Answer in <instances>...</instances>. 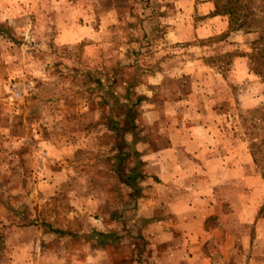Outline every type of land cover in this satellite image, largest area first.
Here are the masks:
<instances>
[{"label":"rangeland","instance_id":"1","mask_svg":"<svg viewBox=\"0 0 264 264\" xmlns=\"http://www.w3.org/2000/svg\"><path fill=\"white\" fill-rule=\"evenodd\" d=\"M214 10L213 0H0V250L7 227L43 225L39 264H130L132 212L153 191L143 156L170 138L196 136L263 175L259 33ZM249 202L235 264H250L246 254L264 264V193ZM22 249L32 258L13 261L37 264L36 244Z\"/></svg>","mask_w":264,"mask_h":264},{"label":"crops","instance_id":"2","mask_svg":"<svg viewBox=\"0 0 264 264\" xmlns=\"http://www.w3.org/2000/svg\"><path fill=\"white\" fill-rule=\"evenodd\" d=\"M185 130L181 124L179 132ZM208 148L205 140L196 136L184 140L170 138L164 147L149 150L143 156L148 161V183L153 191L151 197L140 199L132 212L130 226L135 236L131 237L134 253L130 264H223L215 261L216 251L221 260L232 258L230 264H235L236 247H249L250 238L244 234V226L254 220L250 221L252 215L244 216L239 211L245 213L252 207L248 201H253L254 195H263V177L249 174L245 166L231 163L229 158L225 160ZM129 178L135 179V173ZM7 229L2 238L0 264H16L15 256L32 258L33 252L23 256L22 248H32L34 244L39 264L47 253L43 225L16 227L12 236L7 235ZM34 231L39 234L26 236ZM113 231L106 233V238H113ZM122 233L124 230L117 231L115 237ZM121 237L115 241L119 247L128 240L125 234ZM140 243L143 251L139 252L135 245ZM10 246L15 248L10 251ZM239 256L250 260V264L263 261L254 255Z\"/></svg>","mask_w":264,"mask_h":264},{"label":"trees","instance_id":"3","mask_svg":"<svg viewBox=\"0 0 264 264\" xmlns=\"http://www.w3.org/2000/svg\"><path fill=\"white\" fill-rule=\"evenodd\" d=\"M214 14L227 15L232 30H256L259 33L257 46L258 53L264 50V0H213ZM255 53L251 58L258 60L257 68L264 71V56L258 57ZM254 56V57H253ZM132 120H128V126ZM255 160V158H254ZM257 163V160H255ZM264 178V173H262Z\"/></svg>","mask_w":264,"mask_h":264}]
</instances>
